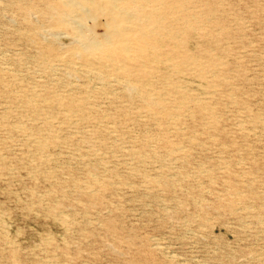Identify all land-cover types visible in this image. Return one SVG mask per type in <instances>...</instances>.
<instances>
[{"label": "rangeland", "instance_id": "obj_1", "mask_svg": "<svg viewBox=\"0 0 264 264\" xmlns=\"http://www.w3.org/2000/svg\"><path fill=\"white\" fill-rule=\"evenodd\" d=\"M69 1L0 0V264H264V0Z\"/></svg>", "mask_w": 264, "mask_h": 264}, {"label": "bare ground", "instance_id": "obj_2", "mask_svg": "<svg viewBox=\"0 0 264 264\" xmlns=\"http://www.w3.org/2000/svg\"><path fill=\"white\" fill-rule=\"evenodd\" d=\"M93 1L95 0H70L67 3L61 2L57 6L51 5L47 7V11L54 20L55 27L66 25L67 16L73 13H87V16H90L96 10L102 11L108 19L106 29L101 35L92 32H87L84 36L75 35L74 38L78 43V48L86 52L94 45L105 48L110 47V44L114 43L126 52L133 49L139 53L137 54V58H140L143 50L141 47L135 48L133 44H130L128 35L131 34L130 36H132V34L139 31L143 33L157 31V23L145 25V27L141 26L137 29H132L129 26V24H141L145 20V12L142 6L138 5V0H96L95 6L93 5ZM147 26H150L151 29L147 30ZM139 92H143V90L137 88V93ZM145 93H142L141 97L150 101L154 100L151 95H146Z\"/></svg>", "mask_w": 264, "mask_h": 264}]
</instances>
